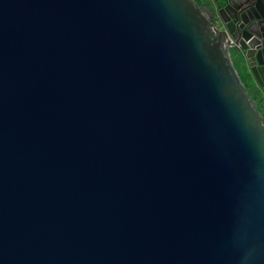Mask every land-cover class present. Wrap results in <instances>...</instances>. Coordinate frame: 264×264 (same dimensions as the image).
<instances>
[{"label": "water", "instance_id": "95a60500", "mask_svg": "<svg viewBox=\"0 0 264 264\" xmlns=\"http://www.w3.org/2000/svg\"><path fill=\"white\" fill-rule=\"evenodd\" d=\"M210 20L0 0V264H264V118Z\"/></svg>", "mask_w": 264, "mask_h": 264}, {"label": "flooded vegetation", "instance_id": "af4514ba", "mask_svg": "<svg viewBox=\"0 0 264 264\" xmlns=\"http://www.w3.org/2000/svg\"><path fill=\"white\" fill-rule=\"evenodd\" d=\"M234 7L228 6V0H207L204 6L211 14V22L230 41L232 61L242 64V71L253 86L258 101L264 111V74L260 82L255 77L252 63H264V0H231ZM258 17V18H257ZM253 19L252 21H250ZM250 21L251 24H245ZM248 45L254 49L248 48Z\"/></svg>", "mask_w": 264, "mask_h": 264}, {"label": "trees", "instance_id": "16d2710c", "mask_svg": "<svg viewBox=\"0 0 264 264\" xmlns=\"http://www.w3.org/2000/svg\"><path fill=\"white\" fill-rule=\"evenodd\" d=\"M194 1H195L198 5H201L202 3L207 2V0H194ZM233 63H234V65H235V67H236V69H237V71H238V73H239V75H240V77H241L243 83L245 84L246 89L248 90V92H249V94L251 95L252 99H253L254 102L256 103V106H257L258 110L261 112V114H262V116H263V118H264V111L262 110V108H261V106H260V103H259V101H258V96H257V94L253 91L254 89H253V86L251 85L249 79L247 78V76H246V75L243 73V71H242V67H243L242 64H243V63H236V62H234V61H233Z\"/></svg>", "mask_w": 264, "mask_h": 264}]
</instances>
